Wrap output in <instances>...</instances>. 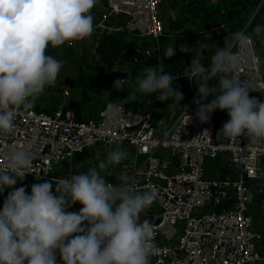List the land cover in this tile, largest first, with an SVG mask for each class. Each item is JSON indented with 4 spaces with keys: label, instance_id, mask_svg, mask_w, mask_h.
Instances as JSON below:
<instances>
[{
    "label": "built area",
    "instance_id": "2783aa9c",
    "mask_svg": "<svg viewBox=\"0 0 264 264\" xmlns=\"http://www.w3.org/2000/svg\"><path fill=\"white\" fill-rule=\"evenodd\" d=\"M168 1L97 0L91 12L94 30L89 37L77 41L89 44L103 32H123L152 41L150 47L138 50L141 59L132 61L135 67L147 64L153 56L160 61L165 53L161 40L181 39L179 33L166 35L164 30L162 7ZM263 4L261 0L252 19ZM176 18L177 13L171 10L169 19ZM246 29L241 33L249 36ZM216 37L220 40V32L212 39ZM249 37L247 50L240 53V67L231 75L250 88L251 98L264 94V80L261 57L254 39ZM77 41L67 44L71 48ZM215 46L213 42L206 50L212 51ZM232 50L239 52L238 46ZM120 76V80L125 79V86L130 74L124 71ZM183 78L179 75L176 83ZM187 88L192 96L186 100V112L183 109L174 122H166L170 114L159 106H167L169 102H161L157 94L152 105L145 108L120 103V122L106 126L103 107L95 116L82 121L72 108L66 110L64 104L52 113L45 112L42 104L48 99V92L56 96L60 90L64 98L71 97V81L60 87L56 82L36 100L34 106H40V111L20 112L14 131L0 135V163L10 148L30 147L33 166L30 174L16 185L30 192L35 183H55L66 178L59 175L60 166L98 146L128 148L133 154L134 166L127 181L141 192L155 194L156 214L146 212L140 216L141 222L146 220L152 225V242L158 249L151 264H264V215L258 212L257 198V194L264 196V141L254 143L246 136L231 141L217 136V126L222 128L230 119L227 111L216 110L207 123H201L195 115L197 89L188 79ZM209 102L210 99L203 101ZM156 112L163 117L155 127ZM222 155L227 156L229 168L222 174L211 173L206 161ZM27 179L32 182L24 186ZM9 191L6 189L0 195V206L3 207ZM81 207L77 203L67 211L78 213ZM158 219L160 224H156ZM57 264H63L59 252Z\"/></svg>",
    "mask_w": 264,
    "mask_h": 264
},
{
    "label": "clouds",
    "instance_id": "9594fccd",
    "mask_svg": "<svg viewBox=\"0 0 264 264\" xmlns=\"http://www.w3.org/2000/svg\"><path fill=\"white\" fill-rule=\"evenodd\" d=\"M96 3L0 0V135L12 133L17 115L31 110L45 89L55 86L63 62L46 55V50L89 37ZM254 33L264 39V26L258 25ZM229 39L231 43L219 48L207 67L201 52L192 47L191 64L182 75L197 87L195 115L201 123L216 110H226L230 119L217 136L261 142L264 100L250 98V88L231 75L240 67V53L247 50L250 37L237 32ZM237 46L239 52H234ZM175 54L171 45L164 53L168 59ZM178 76L165 73L161 65L147 66L123 100L158 94L161 102H169L168 108H181L184 95L174 87ZM216 78L219 85L210 87L208 81ZM124 82L115 81L114 89H124ZM209 97L213 99L203 103ZM121 112V105L108 103L105 125L116 126ZM127 156L121 149L110 151L87 172L71 173L55 183H35L28 192L16 185L30 174L33 153L30 147L10 148L0 163V195L10 190L0 209V264H57V252L63 264H151L158 249L152 242V225L141 222L140 215L154 203L155 194L139 191L127 178L120 185L106 179L109 169ZM77 203L82 205L78 213L67 211Z\"/></svg>",
    "mask_w": 264,
    "mask_h": 264
},
{
    "label": "trees",
    "instance_id": "16d2710c",
    "mask_svg": "<svg viewBox=\"0 0 264 264\" xmlns=\"http://www.w3.org/2000/svg\"><path fill=\"white\" fill-rule=\"evenodd\" d=\"M260 1L261 0H217V2H213L212 0H172L170 9L177 13V18L176 20L169 19L167 23H164V30L166 35L179 33L181 36V42L185 47V51L176 50V58H174L176 54L170 59L165 58V55L163 54L160 61L157 57L153 56L152 58L148 59L147 64H137L133 71V76L127 80V85H129L131 88L134 87L137 76L141 74L142 70L147 66L156 65L159 67L161 65L164 66L165 73H173V75L176 76L182 75L184 69L189 67L191 64V59L194 55L192 47H196V51L201 52V62L205 64V67H207L211 61V58H206V56L210 55L211 50H206V47H208L213 42L218 45V48H221L226 43H231L229 38L233 34L241 32L245 27H247V34L251 36L255 42H257V47H260V44L262 41L264 42V39L258 38L254 33V29L258 25L264 26V4L250 22ZM221 26H224V28L221 29ZM210 30H218L220 32V40L217 37L213 40L208 34ZM170 40L171 38H163L161 40L165 51L170 45H174L173 43L169 42ZM67 43L68 42L55 48L49 46L47 48V53L50 56L58 59V56L56 55L57 51L64 48L65 56H69L70 59L73 60L74 58H72L73 54L71 53V48L67 45ZM151 45V40L146 38H138L135 35H130L123 32H103L99 36L93 38V48H90L87 46V44L82 43H80L78 47H80L82 50L83 58H88L87 56L89 54L93 60L96 61V72L100 75L101 80L105 81L106 74L112 75L110 70L117 59L125 58L126 61L129 60L131 62L137 57L141 59V55L138 53V50L142 49V47H150ZM91 52L94 55H91ZM75 63L77 62L72 61V64L75 65ZM115 77L116 79L118 77V80H120L121 76ZM214 84L216 86L219 85L217 78L211 81L209 86H215ZM174 87H178L179 91H181L184 95V99L180 102L181 108H168V105L159 106V109H165V111L170 114L171 122H174L178 118L187 104L186 100L192 96L187 88V79L185 77L180 82H175ZM194 87L197 89L195 85ZM255 97L258 100H264V94H258ZM126 98L127 96H123V90H120L119 94L115 96L112 103L127 104V106L132 104L136 109L145 108L152 105L154 101V94L151 96H138L136 101H129L125 103L123 99ZM208 99L211 101L213 97H209ZM106 106L107 104H105L103 108H106ZM68 108L70 107L67 106L65 109L67 110ZM32 109L40 111L41 107L34 106ZM55 109L56 107H53L44 111L47 113H52ZM82 112L83 108H76V117L80 121L87 119L82 116ZM162 117L163 114L158 112L153 115V124L155 127L158 125ZM217 127L218 130H220L221 127L219 125ZM206 168L211 173H216V175L224 173L229 168L227 156L222 155L215 160H207ZM107 181L116 183L117 178H107ZM31 182L32 181L30 179L25 180L24 186H28ZM257 195L259 200L258 212L264 215V196L259 194ZM0 209H2V206H0ZM146 212L151 215L156 214L155 203H153L150 208L141 213L140 216Z\"/></svg>",
    "mask_w": 264,
    "mask_h": 264
},
{
    "label": "rangeland",
    "instance_id": "374dc122",
    "mask_svg": "<svg viewBox=\"0 0 264 264\" xmlns=\"http://www.w3.org/2000/svg\"><path fill=\"white\" fill-rule=\"evenodd\" d=\"M171 3H172V0L165 3L164 6L162 7V11H163L162 13H163V17L165 20L164 23H167L168 19L170 18ZM209 32H211L209 34L210 37L214 38V35L217 34V32L219 31L210 30ZM169 42L174 44L173 46H175L176 50L185 51V47L182 44L181 39L180 40L171 39ZM80 43L87 44L85 42L77 41L75 46L71 47V51H72L71 53L73 54L72 58H74L73 60L70 59L69 56H65L64 48L58 50L56 53V55L58 56L57 60L63 62V67L61 69V72L59 73V76L56 82L58 83V86L60 87L67 80H70L72 83L71 97L64 98L62 96V91L60 90L56 92L57 94L56 96L50 95L48 92L46 95L48 99H46V101H43V104H42L43 109H50V108L58 107L64 104L65 106L73 107L75 110V108L79 106L83 108V111H84L83 117L86 118L88 114L90 113V110L94 109L97 106L102 108L103 104H108L110 102H113L115 96L119 94L120 90L119 91L114 90V87H112L114 86L115 81L118 80V77L116 79L115 76H120L124 71L129 72L130 74L129 78L133 76L135 65L129 60L126 61L125 58H120V59H117L111 67L110 72L112 73V75L106 74L105 75L106 80L105 81L101 80L100 75L96 72V66H97V64L95 63L96 61L93 60V58L89 54L87 56L88 58L82 57V50L80 47H78ZM87 46H89L90 48H93L92 43L87 44ZM217 47L218 45L215 46V49H213L210 52V55L208 56L209 58L215 55ZM259 50L261 52H264L263 46H260ZM202 51H203V48H202ZM93 53H94V50H93ZM46 55H49L47 53V50H46ZM91 55H94V54H92L91 52ZM176 57H177V54L176 56H174V58ZM82 58L83 60L81 61ZM72 61H76L77 63H75L74 65L72 64ZM152 67H154V65ZM130 88L131 87L127 84L124 86V89H122L123 96L124 95L128 96L129 94L128 89ZM77 93H81L80 96ZM166 122L170 123L169 117L166 119ZM111 148L113 151L114 147H111ZM101 160H105V159H101ZM86 161H89V159L87 158ZM86 161L81 163V166L76 167L75 169L76 173L77 172L79 173L87 172L90 168L98 166V163H99V162H91V160L89 163H87ZM116 167L117 166L115 165L112 166L111 167L112 171H114V168ZM119 168L120 166L118 167V169H115V170H117L118 172ZM53 192H55V189H53ZM256 221H258V219H256Z\"/></svg>",
    "mask_w": 264,
    "mask_h": 264
},
{
    "label": "crops",
    "instance_id": "0c3cea01",
    "mask_svg": "<svg viewBox=\"0 0 264 264\" xmlns=\"http://www.w3.org/2000/svg\"><path fill=\"white\" fill-rule=\"evenodd\" d=\"M251 21H252V18H251L250 22ZM260 46H263V51H264V42L263 41L261 42ZM256 48H257L258 53L261 55V58L264 59V52H261L259 50V47H256ZM77 94L80 96L81 93H77ZM104 105L105 104H103V106ZM69 107L74 110L73 107H71V106H69ZM58 108H59V106L56 107L55 110H57ZM100 108L101 107L97 106L94 109L90 110V113L88 114V116L86 118H90V117L95 116L97 111ZM74 111H76V108ZM83 112H82V116L84 115ZM114 150H117V148H114ZM121 150H124L128 153L127 158L125 160H123L121 162V164L115 165L117 167L114 168V171H112V169L110 168L108 174L106 175V179L107 178H117V183H115V184H121L122 182H124L123 178L128 179L131 176V174L133 173L134 160H133V154H132L131 150L128 148H122ZM110 151H112V148L108 149L107 147L98 146L83 156H76L71 161L66 162L65 164H62L60 166V174L59 175H61L63 177H70L71 173L77 174L75 172L76 167L81 166V163L86 161L87 158L89 159V161H86L87 163H89L90 160H91V162H99V161H101V159H106L107 155ZM119 166H120V168L117 172V170H115V169H118ZM53 189H54V187H53ZM74 235H76V234H74Z\"/></svg>",
    "mask_w": 264,
    "mask_h": 264
},
{
    "label": "water",
    "instance_id": "95a60500",
    "mask_svg": "<svg viewBox=\"0 0 264 264\" xmlns=\"http://www.w3.org/2000/svg\"><path fill=\"white\" fill-rule=\"evenodd\" d=\"M254 45H255V47H257V43L254 41ZM261 61H262V63H263V59L261 58ZM261 75H262V77H263V80H264V71H263V67H262V70H261ZM161 223V219H158L157 220V222H156V224H160Z\"/></svg>",
    "mask_w": 264,
    "mask_h": 264
}]
</instances>
